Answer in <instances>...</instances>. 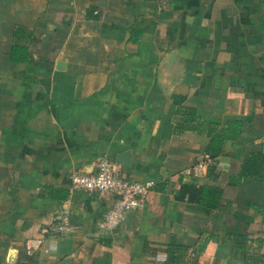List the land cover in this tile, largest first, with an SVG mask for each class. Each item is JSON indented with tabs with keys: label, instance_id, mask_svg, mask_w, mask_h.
<instances>
[{
	"label": "crops",
	"instance_id": "crops-1",
	"mask_svg": "<svg viewBox=\"0 0 264 264\" xmlns=\"http://www.w3.org/2000/svg\"><path fill=\"white\" fill-rule=\"evenodd\" d=\"M251 153L264 155V0H0V264H167L170 246V264H264ZM101 155L153 181L110 229L113 197L70 189ZM189 181L219 188L216 207L177 199Z\"/></svg>",
	"mask_w": 264,
	"mask_h": 264
},
{
	"label": "built area",
	"instance_id": "built-area-1",
	"mask_svg": "<svg viewBox=\"0 0 264 264\" xmlns=\"http://www.w3.org/2000/svg\"><path fill=\"white\" fill-rule=\"evenodd\" d=\"M198 162L197 167H201ZM70 189L82 192H98L109 194L113 197L112 205L104 213L101 226L110 229L124 219L125 213L135 210L143 205L147 195L152 190L153 181H138L120 175L111 158L101 155L97 158L95 172L82 173L73 172L70 174ZM68 209L61 206L56 215V232L64 236L69 231ZM41 238H29L26 240V251L32 252L39 246Z\"/></svg>",
	"mask_w": 264,
	"mask_h": 264
},
{
	"label": "trees",
	"instance_id": "trees-1",
	"mask_svg": "<svg viewBox=\"0 0 264 264\" xmlns=\"http://www.w3.org/2000/svg\"><path fill=\"white\" fill-rule=\"evenodd\" d=\"M24 54L25 48H23L22 46L17 47L15 44L11 46L10 58L12 60H18L20 59V55L23 56ZM236 124L239 126L240 122L237 121ZM220 140L221 138H219L218 135H212L210 142L205 149V153H207L209 156H214L215 154H217L219 151V147L214 148V144L217 143L219 145ZM261 164H264V155L261 153H251L246 158V164L244 166L246 167L250 165L251 169H255L257 167L261 169ZM220 194L221 191L219 188L211 185H197L193 181H189L180 183L175 197L179 200L186 199L187 201H194L201 204L206 209H212L216 207ZM177 250H182V248L176 246L168 247L167 252L169 255L167 256L166 260L167 264L174 262L170 260V256L172 252H176Z\"/></svg>",
	"mask_w": 264,
	"mask_h": 264
},
{
	"label": "water",
	"instance_id": "water-1",
	"mask_svg": "<svg viewBox=\"0 0 264 264\" xmlns=\"http://www.w3.org/2000/svg\"><path fill=\"white\" fill-rule=\"evenodd\" d=\"M120 156L125 157L126 162H123V163L127 164L128 163V161H127V154L125 152H123ZM116 161H118V160L116 159Z\"/></svg>",
	"mask_w": 264,
	"mask_h": 264
}]
</instances>
